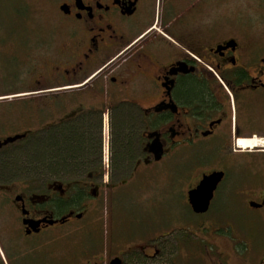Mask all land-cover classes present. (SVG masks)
I'll return each mask as SVG.
<instances>
[{"label": "flooded vegetation", "instance_id": "flooded-vegetation-1", "mask_svg": "<svg viewBox=\"0 0 264 264\" xmlns=\"http://www.w3.org/2000/svg\"><path fill=\"white\" fill-rule=\"evenodd\" d=\"M48 3L58 48L38 55L32 33L28 53H21L26 38L9 39L11 48L3 51L1 59L15 71L9 84H18L15 88H22L25 95L59 91L65 106L63 112L30 129L0 135L4 141L25 134L0 146V206L14 211L19 222L16 230H5L12 232L8 238L60 231L46 243V255H34L29 264H232L230 251L238 264H264V242L254 245L250 233L246 235L250 246L238 253L220 245L224 241L185 238L186 231L171 240L181 229L166 228L149 216L126 218L117 208L106 211L111 219L105 225L98 218L84 222L93 207L91 199L100 198L103 190L115 194L131 190L136 175L144 173L143 166L147 170L175 157L181 161V154L190 149L196 154L191 165H217L196 170L189 179L187 198L204 175L224 172L208 211L195 213L189 205L195 214L208 213L228 176L219 157L243 156L255 163L264 156V147H258L264 146L259 137L264 136V122L254 119L255 107H264L263 43L240 30L215 31L210 0ZM69 125L79 127L83 138L93 133L97 141L77 175L51 173L42 180L30 172L6 170L14 168L15 153L34 147H28L29 142ZM108 131L109 144H105ZM133 136L135 150L134 145L126 149L135 154L123 162L126 170L117 171L114 155L105 159L106 153H114L120 138ZM154 141L163 149L160 160L150 151ZM242 191L237 192L241 205L264 208V190ZM252 222L261 223L256 217ZM42 249L27 246L17 253L11 248L8 262L0 252V264H14L26 252L43 254Z\"/></svg>", "mask_w": 264, "mask_h": 264}, {"label": "rangeland", "instance_id": "rangeland-1", "mask_svg": "<svg viewBox=\"0 0 264 264\" xmlns=\"http://www.w3.org/2000/svg\"><path fill=\"white\" fill-rule=\"evenodd\" d=\"M5 10L7 13L11 12L13 14L11 20L16 22L14 23L16 24L15 27L18 22L20 25L16 35L12 36H8V31H4L7 26H3V29L0 27V37L3 34L0 38V46H3L0 47V95H3L0 96V135H10L17 131L22 132L30 129L40 121L51 117L52 114L63 112L65 109L63 97L59 91L25 95V93L20 92L24 91L22 88H15V85L18 84H9L15 76V71L9 61H5L3 64L1 61L3 51L11 48L8 45L9 39L17 38L20 41L21 38L27 39L26 42H21L24 49L21 52L22 55L29 52L30 47L28 44L32 43L33 39H36L34 46L38 50V55L45 49L58 48L60 40L54 38L51 34V9L48 0H0V19L5 17L1 15ZM209 13H211L210 16L213 19L215 31L240 30L245 35L248 34L251 39H259L264 45V0H210ZM15 14L20 16L17 17ZM6 16L9 18L8 15ZM1 23L2 20H0ZM11 30H13V24ZM32 33H35L36 37H32ZM30 36L33 39H30ZM5 46L7 49H4ZM14 88L15 92H8ZM33 96H37V99L31 100L30 98ZM254 119L264 122L263 106L257 105L255 107ZM75 136L78 137L79 134L76 133ZM259 137L264 138V136ZM109 138L110 132H104L105 144H109ZM18 144L24 143L19 142ZM258 147L262 148L264 146ZM112 155L114 153L108 150L105 159H109V156L111 158ZM234 157H229V159L219 157L220 165L226 168L228 176L214 199L213 208L206 214H195L190 209L186 196L188 183L196 170L211 169L217 163L205 162L191 165L196 161V154L190 149L188 152L181 154V161L175 157L169 162L153 163L150 169L147 170L146 166H143L144 173L142 174L141 170L136 175L137 181L134 182L133 186H130L131 190H126L121 194L110 193L108 189L103 190L100 198L91 199L93 207L84 222L98 218L105 225L111 219L107 217L110 213L106 211L117 208L121 210V214L126 218L136 216H146L147 218L149 216L150 218L159 219L163 225H166V228H168L167 226H175L177 229H181L179 232H172L173 234L169 238L171 240L175 237L173 235H179V233L182 235L186 231L185 235L187 237L185 238L190 239L193 235L197 240L203 242L213 241L216 243L217 241H224L220 245L230 246L234 252L242 253L250 246L247 234L250 233L251 237L254 238V245L264 242V208L262 210H251L243 204L241 205L237 194L245 188H252L254 192L264 190V156L258 157L261 159L255 163L246 162L243 156L235 159ZM16 170L20 172L18 174L23 175L24 172L20 169ZM68 173L70 174L69 177L77 175V171ZM0 178H2L1 174ZM45 178H42V180ZM156 187L159 188L150 196L149 193L155 190ZM8 209L10 208H0V226L9 227L6 229L0 228V252L5 262H8L7 257L10 258L8 255L11 248L16 249L19 253L25 247L32 246L38 250L44 248L41 251L46 253V243L52 235H57L60 231L46 232L33 238L18 234L17 239H9L8 236L12 232L8 233L5 230H16L13 227H18L19 222L17 214ZM64 209H68V207ZM96 210H99V212H96ZM255 217L261 223L254 224L252 219ZM230 252L231 263L238 264L237 257L232 251ZM30 253L32 252L20 255L14 264H19L20 261H23L21 259L30 260L34 255H41L38 254L39 251L36 254L32 253L33 255ZM44 253L43 256H45Z\"/></svg>", "mask_w": 264, "mask_h": 264}, {"label": "trees", "instance_id": "trees-1", "mask_svg": "<svg viewBox=\"0 0 264 264\" xmlns=\"http://www.w3.org/2000/svg\"><path fill=\"white\" fill-rule=\"evenodd\" d=\"M5 14L8 15L9 18ZM1 15L5 17L3 19H0L2 20L0 27H2L3 29V26H7V29H5L4 31H8V36L16 35V32L20 25L18 20V25L15 27L16 24L14 23L16 22H13V20H11L13 15L11 12L7 13L5 10L1 13ZM16 16L18 17L20 15ZM12 24L13 30L10 31ZM0 47L2 48L3 46ZM76 133L79 134L78 137L75 136ZM49 137L53 139L50 140L51 138L49 139ZM83 137L84 135L81 133L79 127L74 128L72 125L55 131H51L48 135H43L36 141L34 140L29 142L27 146H34L32 149H22L23 151L20 150L21 152L19 151L18 153H15L16 156L14 155L15 157L12 158L15 163V165L13 166L14 168H9V166H7L6 170L9 171L11 169H20L22 172L26 171L33 173L39 179H42L51 173L59 174L63 172L72 173V171L80 172L83 170V165L86 164L89 160L90 153L87 151L92 150L97 144V141H95V138H93V133L90 137ZM127 145H134L135 150V136L127 137L125 139L120 138V140L115 144L116 147L114 150V159L117 171L126 170L123 167V162L126 160H130L132 158L131 156L135 154V151H128L130 149L129 147H127L128 149H126ZM44 254L46 255V253ZM41 256H43V254H41ZM31 259H21L23 261H20L19 264H29L31 262Z\"/></svg>", "mask_w": 264, "mask_h": 264}, {"label": "water", "instance_id": "water-1", "mask_svg": "<svg viewBox=\"0 0 264 264\" xmlns=\"http://www.w3.org/2000/svg\"><path fill=\"white\" fill-rule=\"evenodd\" d=\"M25 134H19L12 137H8L4 141H0V146L16 141L22 138ZM152 153L155 155V160H160L163 155L162 146H160L156 141L151 145ZM224 178L223 171H214L210 174L203 176L199 184L188 192V202L195 213H205L210 207L211 200L214 195V191L217 185ZM26 213V211H24ZM32 228L35 225L32 222L29 223Z\"/></svg>", "mask_w": 264, "mask_h": 264}, {"label": "bare ground", "instance_id": "bare-ground-1", "mask_svg": "<svg viewBox=\"0 0 264 264\" xmlns=\"http://www.w3.org/2000/svg\"><path fill=\"white\" fill-rule=\"evenodd\" d=\"M264 139V138H263Z\"/></svg>", "mask_w": 264, "mask_h": 264}]
</instances>
